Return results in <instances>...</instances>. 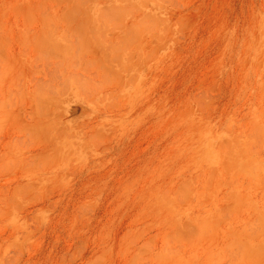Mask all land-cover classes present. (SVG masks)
<instances>
[{
    "label": "rangeland",
    "instance_id": "1",
    "mask_svg": "<svg viewBox=\"0 0 264 264\" xmlns=\"http://www.w3.org/2000/svg\"><path fill=\"white\" fill-rule=\"evenodd\" d=\"M0 264H264V0H0Z\"/></svg>",
    "mask_w": 264,
    "mask_h": 264
}]
</instances>
